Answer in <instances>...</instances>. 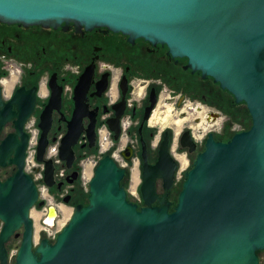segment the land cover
I'll return each mask as SVG.
<instances>
[{"label":"water","instance_id":"1","mask_svg":"<svg viewBox=\"0 0 264 264\" xmlns=\"http://www.w3.org/2000/svg\"><path fill=\"white\" fill-rule=\"evenodd\" d=\"M0 21L53 28L73 22L89 30L106 27L127 35L129 41L144 38L166 45L173 58L187 59L185 68L210 76L235 103L243 102L251 117V126L233 133L226 142L207 134L203 151L185 172L175 203L168 199L177 162L169 150L167 131L154 164L142 153L139 192L143 205L139 208L128 199L122 183L130 170L105 153L89 180L87 202L74 205L55 240L41 237L35 244L30 212L45 201L24 171L29 139L24 126L34 109L35 91L19 87L5 101L0 86V132L9 122L14 126L0 139V166H15L10 176L0 180V264H8L7 244L21 228L14 264H260L257 252L264 251V0H0ZM87 83L88 79L85 88ZM79 86L85 89L82 76ZM50 88L49 103L38 122L36 147V160L44 164L43 183L49 188L56 184L55 165L45 153L53 103L60 100V88L52 80ZM154 102L151 97L149 109ZM119 116L108 121L115 140L120 137ZM81 120L74 113L60 140L58 158L67 169L73 167ZM92 124L93 120L86 134L89 146L96 137ZM178 141L188 152L196 148L188 129ZM122 155L131 162V146ZM157 179H162L160 195ZM48 210L50 219L55 207L50 205Z\"/></svg>","mask_w":264,"mask_h":264},{"label":"flooded vegetation","instance_id":"2","mask_svg":"<svg viewBox=\"0 0 264 264\" xmlns=\"http://www.w3.org/2000/svg\"><path fill=\"white\" fill-rule=\"evenodd\" d=\"M186 64V58H173L168 53L166 45L153 44L144 38L129 41L127 35L106 27H94L89 30L69 22L67 25L61 24L53 28L0 21V86L3 99L9 100L19 87H24L25 91L34 88L36 101L28 121L33 123L40 134L38 122L51 97L50 81L52 80L60 88V100L53 103L51 111L52 124L48 146L57 143L59 147L61 138L68 130V121L74 113L82 118L81 136L73 148L75 156L73 167L67 169L60 160V166L63 167L62 174L55 175L56 184L51 188L48 187L54 199L60 198L61 194L65 193L61 198L62 200L68 198L67 203L74 201L75 197L80 195V166L86 157L98 154L99 132L102 129L109 132L112 140V147L107 153L114 158L118 151L120 158L125 161L122 151L129 145L132 148V160L135 157L139 160L140 169L143 152L146 153L149 164H154L158 160L159 143L163 133L167 131L170 139L169 150L177 162L175 178L180 164L176 155H184L188 160L193 161L195 156L203 151L207 135L204 140L196 141L193 152H188L179 141L175 144V149L172 148L171 127L161 130L150 123L149 120L162 99L166 103L161 104L164 106L160 110L161 113L165 111V106L171 105L173 109H180L179 114L182 118L186 117L191 108L186 104L187 100L197 103L200 108L208 109L209 116H206V119L222 121L219 124V131L213 134L216 141L226 142L233 135L229 136L228 133L229 130L234 129L230 126L238 120L239 112L243 111V120L246 119L247 125L251 124V117L243 102L235 103L234 97L228 91L221 89L219 83L214 82L210 76L202 77L199 72L192 73L189 68H185ZM12 69L15 70L12 75L16 83L11 87L14 78L10 80L12 75L9 71ZM8 74L10 78H6ZM81 76L84 88L88 79L85 89L77 87ZM3 79L8 82L6 86ZM138 89L142 90L140 96ZM7 92L9 95L6 94ZM151 97L155 102L149 109ZM147 109H149L148 118L145 119ZM118 113L120 137L115 140L108 121ZM92 120L96 137L94 145L89 146L86 134ZM199 120L194 118L195 123ZM27 122L24 129L29 138ZM187 128L190 129L185 126L182 130ZM13 131V123H7L0 132V139ZM124 135H129L131 139L127 138L125 145L121 147L119 143ZM192 135L196 140L193 133ZM157 136L159 139L154 142ZM52 138L55 140L52 141ZM54 165L56 173L57 164ZM36 170L38 172L41 168L37 167ZM14 171V165L0 166V180L6 179ZM24 171L26 172L25 166ZM27 173L37 185L33 174ZM73 173L75 176L72 178ZM128 178L123 179V185ZM70 179L72 180L69 181ZM181 187L182 185L176 183L174 179L173 187L168 194L171 202H176ZM156 190L159 195L163 193L162 179H157ZM86 202L87 200H84V203ZM137 204L138 208L143 205ZM22 230L21 228L18 231L17 237L13 236L11 239L21 241Z\"/></svg>","mask_w":264,"mask_h":264},{"label":"rangeland","instance_id":"3","mask_svg":"<svg viewBox=\"0 0 264 264\" xmlns=\"http://www.w3.org/2000/svg\"><path fill=\"white\" fill-rule=\"evenodd\" d=\"M11 72V70L9 71V73ZM10 76V74H8L7 76H6V78H10L9 77ZM139 90V89H138ZM138 90H136V91H138ZM165 104L166 103V101L164 100V99H162L161 100V103H160V105L157 107V109H156V111H155V113L154 114H160L161 112H160V110H162L163 108H164V106H162L161 104ZM186 104H189V106L191 107L188 111H189V113H191L192 114V119L193 118H198L197 116H196V113H198L199 111H203V112H207V113H209V111H208V109H206V108H200V107H198L197 106V103H192L191 101H189V100H187L186 101ZM171 105H168V107H170ZM242 106L244 107V105L242 104ZM173 107V106H172ZM242 107V108H243ZM165 109H166V106H165ZM158 111V112H157ZM179 111H180V109H176V108H174L173 109V112H172V114H173V116H177V117H179V118H182V116L179 114ZM162 114H163V112H162ZM194 114V115H193ZM161 115V114H160ZM204 115H206L205 113H202L201 115H200V117L202 118ZM241 115V114H240ZM207 116H209L208 114H207ZM206 119V118H205ZM198 120V119H197ZM211 120V119H210ZM246 120V119H245ZM205 121H207V120H205ZM221 121V120H220ZM192 123H195L194 122V119H193V121H192ZM197 123V122H196ZM221 123H222V121H221ZM155 127H157V129H161L162 130V128L164 129L165 127H162V128H160V126L159 125H156V124H153ZM246 125H247V123L246 122H242L241 120L240 121H236V122H234L230 127H232V128H234L233 130L234 131H236V130H244L245 128H246ZM249 125H250V123H249ZM186 127H187V125H185ZM185 126L183 127V128H185ZM218 129V128H217ZM219 129H220V127H219ZM219 129L217 130V131H219ZM172 130H173V139H172V148H174L175 149V143H178V137H179V134H180V132L181 131H179V134H178V137L175 139V129H174V127H172ZM233 130H229V131H231V132H233ZM192 133L194 134V137L196 138V140L195 141H198V142H200L205 136H206V134H207V132H205L204 133V135L202 134V132H201V130L200 129H193V131H192ZM131 139L130 138V136L129 135H124L122 138H121V140H120V143H119V146H121L122 144H124L125 142H126V139ZM158 139H159V136H157V138L155 139V140H153L154 142H157L158 141ZM174 139H175V141H174ZM173 142H175L174 144H173ZM112 146V145H111ZM110 146V147H111ZM110 149V148H109ZM108 149V150H109ZM29 152V151H28ZM107 152H110V150L109 151H107ZM118 151H116V155H115V161L118 163V165H120V166H123V167H125V168H127V169H129L130 170V176H129V178L128 179H126L125 180V184H124V187H125V189L127 190V196H128V199H130L131 201H134V202H136V203H142L141 201H142V199H141V195H140V192H139V185H140V183H141V175H140V172H141V169H140V164H139V160H137V158L135 157L133 160H132V162L130 163V164H127V162L126 161H124L123 159H121L120 158V156L118 155V153H117ZM105 153V152H104ZM96 155V154H95ZM95 155H93V154H91V155H89L88 157H86V159H84L83 160V164L80 166V173L82 172V169H83V165H85L84 163L86 162V161H88V160H91L92 158H94L95 157ZM187 159V158H186ZM60 162L61 161H59L58 163H56L57 164V169H56V173H57V176L61 173V171H62V168L63 167H61L60 166ZM138 164H139V166H138ZM182 166H184V165H182ZM181 166V164H179V168H178V172H177V178H175L176 179V183H179L180 185H182V182H183V180H184V172L185 171H187V170H189L190 168H191V166H192V161H190V160H188L187 159V166L186 167H182ZM29 168V167H28ZM133 168L135 169L136 168V170H135V172H134V176H135V180H133L131 177H132V171H133ZM29 173H32L33 174V176H37L36 175V173H37V170H36V168H33V169H29ZM93 176V175H92ZM80 181V189L82 190V193L86 196V193L88 192V183L89 182H84V179L81 177V175H80V179H79ZM37 182V186L38 187H40V189L43 187V183H42V181L41 180H37L36 181ZM133 182V183H132ZM47 191H48V189H47ZM41 192V191H40ZM40 192H39V194H40ZM132 192H134L135 194H132ZM137 193V194H136ZM65 195V193H62L61 194V197L62 196H64ZM59 198V197H55V199H54V203H56V204H58L59 205V207H60V212H59V215H58V220H57V222L55 223V225H52V226H50L47 230H45V231H43L42 232V230H40L42 227H43V225H42V222H43V220H42V214H41V208L42 207H37V206H35V207H33L32 209H31V212H30V218L32 219V221H33V225H34V242L37 244L38 242H39V240L41 239V237H47L49 240H51L50 238H49V236H50V233L51 232H54V231H56V230H60L61 231V229L68 223V221L70 220V218H71V216H72V213H73V210H74V208H73V206L70 204V203H65V202H63V200H62V198ZM40 199L41 200H44V198L43 197H40ZM45 201V200H44ZM46 202V201H45ZM49 211V210H48ZM51 214V213H50ZM54 214L52 213V215L51 216H53ZM59 231V232H60ZM43 233V234H42ZM51 241H53V240H51ZM19 244H20V241H18V240H15L14 238H12L9 242H8V244H7V250H8V254H9V262H8V264H14V262H15V255H16V253H17V250H18V247H19ZM259 256H260V259H261V264H264V252H262L261 251V253L259 254Z\"/></svg>","mask_w":264,"mask_h":264},{"label":"bare ground","instance_id":"4","mask_svg":"<svg viewBox=\"0 0 264 264\" xmlns=\"http://www.w3.org/2000/svg\"><path fill=\"white\" fill-rule=\"evenodd\" d=\"M13 72H15V70H13L12 69V71H11V75L13 74ZM12 78H14V83L11 85V87L13 86V85H15V83H16V79H15V77L12 75L11 76V78H10V80L12 79ZM3 83L5 84V86L8 84V82H5V80L3 79ZM42 93H44V90H42ZM7 95H9L8 94V92L6 93ZM142 94V90H139L138 91V95L140 96ZM158 112V111H157ZM172 112H173V108H172V106H170V107H166V109H165V111L163 112V114L162 113H160V114H152L153 116L150 118V123L151 124H156V125H159L160 126V128H162V127H174V129H175V139L178 137V134H179V131H181V132H183L184 130H182V128L185 126V125H187L188 127H190V129L189 128H187L189 131H190V133H191V131H193V129H200L201 130V132H202V134L204 135V133L205 132H207V133H209V132H211V133H213L214 134V132L216 133V132H218L217 130L219 129V124H220V119H216L215 121H213V120H209V121H205V120H207V119H205L206 118V116H207V112H203V111H199L198 113H196V116L200 119L199 120V122H197V123H192V121H193V119H192V114L191 113H188L187 115H186V117H183V118H179V117H177V116H173V114H172ZM202 113H205L206 115H204L202 118L200 117V115L202 114ZM194 115V114H193ZM218 128V129H217ZM163 129V128H162ZM181 132H180V134H181ZM108 135L109 134H107V131L106 130H102L101 131V137H102V146H103V150H106L111 144H112V140L110 139V136L108 137ZM207 135V134H206ZM191 136H192V138H193V135H192V133H191ZM206 137V136H205ZM204 137V138H205ZM175 139H174V141H175ZM204 140V139H203ZM195 141V140H194ZM196 142V141H195ZM175 142H173V144H174ZM176 144V143H175ZM125 145V143L124 144H122L121 145V147H123ZM115 152V151H114ZM49 156L51 157V158H54L55 157V153L53 154V153H50L49 154ZM176 158L178 159V161L180 162V164H181V166L182 165H184V166H182V167H186L187 166V159H186V157L184 156V155H176ZM138 160V159H137ZM87 162V161H86ZM35 165V164H34ZM38 165V164H37ZM96 165V164H95ZM95 165L93 164V163H85V165H83L84 166V169H83V171H82V173H81V175L83 176H81L82 178H84V180L86 181V182H88L89 181V179L92 177V175H93V171H94V168H95ZM39 166H41V165H39ZM135 170H136V168L134 169L133 168V171H132V179L133 180H135V176H134V172H135ZM40 172L42 173V169L40 170ZM133 183V182H132ZM132 194H135L134 192H132ZM137 194V193H136ZM41 197H43L44 198V200L46 201L45 202V205L41 208V214H42V220L46 217V215H47V213H48V207L50 206V205H52V206H54L55 207V210L56 211H53L52 210V212H51V215H52V213L54 214L53 216H51V218L50 219H47L45 222L47 223V224H49V226H51V225H55V223L57 222V220H58V215H59V212H60V207H59V205L58 204H56V203H54V198H53V196L49 193V189H48V191L47 190H45V191H43L42 193H41V195H40ZM45 207V210L47 211V213H45L44 212V214H43V208ZM56 213V214H55ZM55 217V218H54ZM52 218H54L53 220H52ZM42 225H43V227L40 229V230H42V232L43 231H45V230H47L48 229V225H45L43 222H42ZM59 230V229H58ZM58 230H56V231H58ZM51 234H55V231L53 232V233H51ZM33 240H34V233H33ZM35 243V242H34ZM36 244V243H35Z\"/></svg>","mask_w":264,"mask_h":264},{"label":"built area","instance_id":"5","mask_svg":"<svg viewBox=\"0 0 264 264\" xmlns=\"http://www.w3.org/2000/svg\"><path fill=\"white\" fill-rule=\"evenodd\" d=\"M27 128H28V132H29V139H28V147H27V150H26V158H25V170L26 172H29V169H33V168H37V167H40L42 169V173L40 171H38L36 173L37 176H34V179L37 181V180H41L42 183H43V164H40L37 162L36 160V147H37V144H38V139H39V132L37 130V128H35L33 126V123L30 121L27 122ZM102 130H105V129H102ZM99 132V140H98V154L95 155L94 158H92L91 160H88L87 162L88 163H93L94 165L98 163L99 159L105 154L107 153L108 149L111 148L112 144L106 149V150H103V146H102V137H101V131ZM239 130H236L234 132H238ZM107 134H109V132L107 131ZM109 137V135H108ZM29 151V152H28ZM105 152V153H104ZM50 153H55V157L54 158H51L49 156ZM45 158H51L53 159V162L54 163H58L60 161V159L58 158V144L57 143H54V144H50L48 147H47V150H46V153H45ZM114 158H115V155H114ZM85 162V163H87ZM84 163V164H85ZM35 164V165H34ZM38 164V165H37ZM83 164V163H82ZM81 164V165H82ZM41 165V166H39ZM95 165V166H96ZM29 167V168H28ZM83 169H84V166H83ZM82 169V171H83ZM82 173V172H81ZM80 173V175H81ZM62 174V171L61 173ZM55 175H57V173H55ZM82 176V175H81ZM83 177V176H82ZM84 179V178H83ZM91 179V178H90ZM89 179V180H90ZM84 182L86 183V181L84 180ZM89 182V181H88ZM37 189H38V192H40L39 196L41 195V193L45 190L48 189V187L43 183V187L40 189V187L37 186ZM41 197V196H40ZM47 213V211L45 210V207L43 208V214ZM48 215V213H47ZM47 215L46 217L43 219V223L45 225H48V228L50 227L49 224H47L45 221L47 220ZM52 226V225H51ZM60 230L58 231H55V234H51L53 232L50 233V236L49 238L51 240H55V237L56 235L59 233Z\"/></svg>","mask_w":264,"mask_h":264},{"label":"trees","instance_id":"6","mask_svg":"<svg viewBox=\"0 0 264 264\" xmlns=\"http://www.w3.org/2000/svg\"><path fill=\"white\" fill-rule=\"evenodd\" d=\"M237 113V112H236ZM240 114H238L237 115V117H238V120L237 121H242V122H246L245 120H243V111L242 112H239ZM251 125V124H250ZM250 125H246V128L245 129H248L249 127H250ZM229 136H231L232 134H233V132H231V131H229ZM79 191H80V195H78V196H76L75 197V199H74V201H70L69 203L72 205V206H74V205H76V204H79V203H84V200L86 201L87 200V196H88V192L86 193V196L82 193V190L81 189H79ZM258 254H260L261 253V251H258L257 252Z\"/></svg>","mask_w":264,"mask_h":264}]
</instances>
